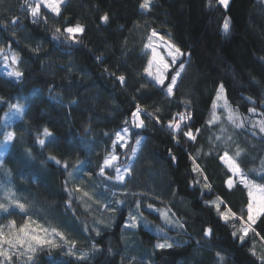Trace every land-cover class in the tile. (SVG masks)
Instances as JSON below:
<instances>
[{"label": "trees", "instance_id": "16d2710c", "mask_svg": "<svg viewBox=\"0 0 264 264\" xmlns=\"http://www.w3.org/2000/svg\"><path fill=\"white\" fill-rule=\"evenodd\" d=\"M141 3L64 0L59 15L41 5L42 18L33 22L32 0L0 1V49L16 53L23 74L9 78L0 72V137L9 105H24L0 165V203L8 208L0 210V229L10 222L19 226L28 216L57 224L66 236L58 248L45 244L10 252L12 264H264V218L253 226L257 234L250 232L241 242L233 236V221L225 222L213 203L219 199L221 211L246 216L248 188L220 159L225 151L249 179L264 184V0H230L227 7L219 0H149L148 9ZM105 14L107 22L101 19ZM77 23L85 29L76 34L77 42L54 38L56 28L63 34ZM153 29L185 54L175 66L183 62L185 69L171 96L144 71ZM172 74L173 68L165 73L166 83ZM221 84L225 93L216 100ZM136 105L143 109V128L131 126ZM229 110L242 127L229 119ZM179 113L190 119L181 122ZM169 121L179 122L180 130L169 128ZM124 127L130 128L127 146H114L115 133ZM45 128L51 136L44 137ZM189 128L194 141L183 135ZM137 139L139 153L122 184L108 178L115 177L114 168L100 174L108 155L117 154L118 165L128 164ZM194 166L201 171L193 172ZM84 188L112 200L109 208L115 210L107 209L99 231L80 200ZM13 201L27 210L21 212ZM149 204L170 208L178 226L160 222ZM133 212L155 222L127 228ZM209 228L212 234L206 236ZM165 240L171 247L156 246ZM71 242L83 259L68 254Z\"/></svg>", "mask_w": 264, "mask_h": 264}, {"label": "snow or ice", "instance_id": "6c2138e0", "mask_svg": "<svg viewBox=\"0 0 264 264\" xmlns=\"http://www.w3.org/2000/svg\"><path fill=\"white\" fill-rule=\"evenodd\" d=\"M64 2V0H36L35 6L29 7V12L33 18V22H39V20L42 18L40 13V7L43 5L47 9H49L51 12L56 13L57 15L61 12V4ZM219 3L224 5L225 7L228 6L229 0H219ZM150 7L149 0H142V3L140 4V8L142 9H148ZM101 19L104 22L108 21V16L105 14ZM15 23V21H13ZM84 27L80 25L79 23L75 24L74 26H67L63 30V34H61V29L56 28L54 33L55 39H60V36L63 35L64 39L69 42H77V33H83ZM223 30L225 33L229 31V22L227 19H225V22L223 24ZM153 39H158L161 44L166 48L167 56L171 58V63H169L163 55L160 54V52L157 51V46L152 43ZM149 43L145 45L147 49L151 50L152 59L148 61V67L144 69V71L147 73L149 77H152V79L155 81V84L160 86L161 89L166 90V93L171 96L173 94L174 87L177 85V80L179 77H181V74L183 70L185 69V64L183 62H179L178 67H175L180 61V58L185 55L181 48L175 45L174 43L170 41H166L165 37L163 35H159L156 30H152L151 34L148 37ZM3 49H0V52H2ZM7 60V57H5ZM12 64L19 63V57L16 55H13L12 57ZM156 64V72L153 73L152 67L153 63ZM174 69V74L171 75L170 81L166 83V75L165 73L170 69ZM23 74L18 70H12L7 72V76L9 78H19ZM117 79L121 82V84H124L125 77L123 75H120L117 77ZM225 93V89L223 84L219 85L218 91L216 93V100H220ZM217 107L216 101H213L212 103V109L215 110ZM225 107H227V101L225 100ZM14 110V111H13ZM143 109L140 107V105H136L135 111L131 113V126H134L135 128H143L145 127L144 119H141V112ZM250 112H255V108L249 109ZM229 119L233 121V123L236 124L237 127H242L243 125L241 123H236V121L239 119V117H233L231 115V110H229ZM11 113L12 115L16 116H23L24 114V105L20 103L16 104H10L9 105V112L5 113L6 122L5 127L8 126L7 121L11 119V116L9 115ZM151 113H148L147 116L151 117ZM180 121H185L186 119H190V115H185L184 113H179ZM175 119V118H173ZM157 123H159V118H156ZM126 124H129V121H125ZM168 127L174 130H180L181 125L179 122L173 123V121H169ZM185 127H188L187 124H185ZM130 131L129 127H124L122 129L121 134L120 131L115 133L116 139L113 141V145L115 146L119 141H124L125 137L128 136ZM199 132V129L196 130ZM260 131L264 132V121L260 122ZM15 132L8 131L5 132L3 135V141L0 142V149H3V151H0V165L3 164V157L5 153L8 151V145L11 141H13L15 137ZM43 135L45 137L51 136V133L48 131L47 128L43 130ZM183 135L186 136L189 140H195L196 136L193 134V131L191 128H189L188 131L183 132ZM38 143L43 146L45 144V139H38ZM136 147L131 148V154L134 156L137 152V149L139 145L141 144V140L137 139ZM120 147H126V142L119 145ZM171 153V150H169ZM236 156L240 155V152L237 151L235 153ZM51 159L55 160V157H51ZM173 160H175V156L172 157ZM220 159L227 165L228 169L233 173V175L239 176L240 182L245 185L249 189L248 195H249V202L246 206V216L245 215H238L237 213L233 212L230 208H227L224 211H221V204H223V201H220L218 199V202H213L214 206L219 214V216L225 221L228 222L229 220L233 221V228L236 229V231L233 232V236L238 237V239L243 242L245 240V237L248 236V234L251 232L253 234H257L255 232V228L253 227L257 220L260 218H264V184H257L253 180L248 179L243 171L241 170L238 163L235 162L234 159H232L228 152L225 151L222 156H220ZM118 160V157L114 154L106 156V158L103 161V165L100 167V174H105L106 168H115L116 175L115 177H108L109 179H115L118 182L123 183L125 181V175L129 172L130 165L125 167L123 171H121V168L116 166L114 164L115 161ZM56 163L59 164L60 161L56 160ZM67 167V165H65ZM193 172H200L201 169L199 166H194L192 169ZM71 176V173H69ZM205 181H207V177L204 178ZM197 183L199 181H196ZM227 185L229 188L233 186V180L229 178L227 180ZM205 188H210L211 186L205 182L204 184ZM85 196L88 195V193H84ZM13 203L16 204V206L20 209L21 212L24 211L25 205L19 203L18 201H13ZM116 204L121 203V201L117 200L115 201ZM141 206V203L139 200L136 201V207L139 209ZM149 209H151L153 206L151 204L147 205ZM0 210H3L4 212L8 211V208L3 203H0ZM110 211H114L115 209H109ZM164 215V213H162ZM140 218L143 219L142 214L140 215ZM138 217L135 214H129L128 222H126V227L129 228H135L137 226ZM14 224V222H12ZM182 227V225H180ZM28 228V224L25 223V225L21 226L18 230V233L13 236L11 233L6 236L2 229H0V257H5L6 259L10 260L11 257L8 255V252L4 250L3 245L7 244L8 247L11 248H20L23 247L24 244H28L29 251H35V248L32 246L33 242H35V245L39 246L40 244H47L50 248H58L60 247L59 244L53 243L52 241H49L47 239L41 240L40 237L33 234L31 236L26 235V229ZM44 232H48L47 229H43ZM52 234L59 236L61 239H63V235L55 228L51 230ZM25 234V235H20ZM212 234V229H206L205 235L209 236ZM97 235H99V232H97ZM74 245V242H73ZM159 248L164 247H171V244L167 243V240H165L164 243H158L156 245ZM95 247V246H94ZM68 254H74L72 253V247H69ZM217 256L219 260L222 262L223 257L220 255V253H217ZM84 255H81L80 259H83Z\"/></svg>", "mask_w": 264, "mask_h": 264}, {"label": "rangeland", "instance_id": "374dc122", "mask_svg": "<svg viewBox=\"0 0 264 264\" xmlns=\"http://www.w3.org/2000/svg\"><path fill=\"white\" fill-rule=\"evenodd\" d=\"M32 1L36 4V0H32ZM156 32L159 35H163L165 37L166 41H170L171 42V40L168 38L167 35L163 34L162 32H159V31H156ZM147 43H149L148 40H147ZM152 43L157 46V51L160 52V54L163 55L165 57V59L169 63H171V58L167 56L166 48L161 44V42L158 39H153ZM148 50L150 51V54H151V50L150 49H148ZM13 55H16V53L13 52V51L0 52V72L3 75H5V76H7V72L8 71L18 70V63L17 64H12V62H11ZM5 57H7V60L5 59ZM150 59H152V55L150 56ZM152 71H153V73L156 72V64H155V62L153 63ZM8 112H9V110L6 113H8ZM9 115L11 116V119L7 121V123H8L7 127H5L6 117H4L3 134L0 137V142L3 141V135H4L5 132L12 131L11 125H12L13 121L16 120V119L21 118V116L12 115L11 113H9ZM141 119H142V117H141ZM120 132L123 135L122 130H120ZM128 138H129V134H128L127 137H125L124 141H119V142H121L123 144V143H125L128 140ZM0 151H3V149H0ZM138 153H139V147L137 149L136 154L134 156L133 155L131 156V159H130L129 163L126 164V165H118L117 161H115L114 163H116V166L121 168V171H123V169L125 167L130 165V169H129V171H130L132 169V167H133V163H134ZM114 155L117 156V154H114ZM114 170H115V168H114ZM126 175H125V179H126ZM234 177L237 178L238 180H240L239 176L234 175ZM257 184H259V183H257ZM248 191H249V189H248ZM79 193H80V200H81L82 204L84 205L85 209L90 213V215H92V217H93L92 225L95 227L96 231H99L106 224L105 223V220H106V215L105 214H106L107 209H110L109 208V204L111 203L112 200H110V198H109L107 201H104L103 200L104 197H103L102 194L98 193L97 191L89 190L87 188L82 189ZM84 193H88V195L85 196ZM111 194L112 195H117L118 192L112 191ZM151 209L155 213L159 212L160 219H161L160 222H162L163 224H165L167 226H171V227H177L178 226L177 216L170 210V208L161 207L160 209H158L157 207L153 206ZM25 210H27L26 206H25L24 211ZM162 213H164V215H162ZM132 214H135L138 217L137 225H138V223L140 221H142L143 225H145L146 227L150 228L152 226V224L155 222V218L153 216H149V215L145 214V215H143V219H141L140 218V214L138 212H133ZM24 218L25 219L23 220V222H21L19 224V226H16V225L14 226L12 222L8 223L9 228L3 230L4 234L6 236H8V234L11 233L13 236H15L18 233L19 228L21 226L25 225V223H27L28 224V228L26 229V235H28V236H31V235L35 234L38 237H40L41 240L47 239L49 241H52L53 243H59V242L66 241V238H65L66 236H65L64 229L63 228L61 229V228L57 227V224L44 223V222L39 221L38 219H35V217H31L30 218L28 216H24ZM80 220H81V218H80ZM127 222H128V220H127ZM81 223L84 226V228L87 230V221H85L82 218ZM125 225H126V223H125ZM13 228H15V229H13ZM53 228H55L57 230V232H59V233H61L63 235V239H61L59 236H56V235L52 234L51 230ZM127 228H129V227H127ZM43 229H47L48 232L47 233L44 232ZM20 235H25V234H20ZM41 245H45V244L42 243L39 246L35 245V242H33V244H32V246L34 248L40 247ZM3 247H4V250L8 252V255L10 254V252H14V251H16V252L19 251L20 253L21 252H30L28 250V248H29L28 244H24V246L20 247V248H11L10 249L7 244H4ZM69 247H72V252L73 253L81 254V255L83 254L82 251H80L79 253H76L77 251H76L75 243H74V245H73V242L68 243L67 244V251H68ZM162 251L163 250H159V254H161ZM1 258H2L1 259L2 264H12L5 257H1Z\"/></svg>", "mask_w": 264, "mask_h": 264}]
</instances>
